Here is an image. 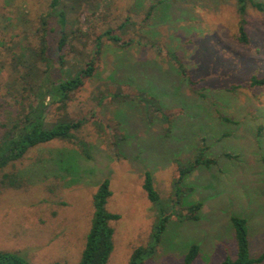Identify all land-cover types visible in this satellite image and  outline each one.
<instances>
[{
	"label": "rangeland",
	"instance_id": "rangeland-1",
	"mask_svg": "<svg viewBox=\"0 0 264 264\" xmlns=\"http://www.w3.org/2000/svg\"><path fill=\"white\" fill-rule=\"evenodd\" d=\"M61 3L64 10L72 4ZM16 4L35 19L48 0ZM151 4L157 6L142 27ZM77 5L67 12V30L76 34L67 48L69 63L88 60L94 38L107 30L139 45L121 50L102 38L97 71L68 108L70 119L82 121L76 137L89 147V157L75 139L27 154L17 165L26 188L0 194V251L17 252L30 264H76L93 195L108 180L112 194L106 208L120 216L111 224L108 264H128L135 248L152 245L157 222L142 189L144 173H151L161 200L175 199L182 166L175 161L189 162L204 138L206 155L217 158V165L198 168L182 187L192 189L184 205L202 203L199 220L174 217L145 264H183L193 244L200 247L193 264H221L236 252L231 217L247 222L250 256L264 252V88L248 84L250 77L264 76V15L248 8L249 42L242 45L236 0H79ZM58 36L57 30L50 34L48 50L56 70ZM155 49L175 54L197 85L190 87L171 58ZM5 69L0 87L11 77ZM143 93L158 102L170 126L139 98ZM220 116L234 123H223ZM226 153L232 158H221Z\"/></svg>",
	"mask_w": 264,
	"mask_h": 264
},
{
	"label": "trees",
	"instance_id": "trees-1",
	"mask_svg": "<svg viewBox=\"0 0 264 264\" xmlns=\"http://www.w3.org/2000/svg\"><path fill=\"white\" fill-rule=\"evenodd\" d=\"M16 1L4 0L3 5L0 6V74L8 67L11 75L10 79L0 87V194L3 191H20L26 188L25 180L18 172L17 165L31 150L40 145L53 141L73 142L75 139L81 154L89 157V147L76 137V133L82 127V121L69 118V104L94 77L101 59L102 38L106 37L121 50L132 44L139 45L107 30L94 38V49L88 60L82 63L76 61L69 63L66 54L70 47L67 48L76 34L67 30V12L76 10L79 0H71L72 4L68 5L66 10L61 3L62 0H48L46 11L37 14L35 19L23 6L17 5ZM155 5L151 4L146 9L142 27L149 24L153 10L157 6ZM248 8L264 15V2L236 0L237 41L242 45H247L249 42L245 30ZM55 30L59 33L56 39L57 70L48 54L49 36ZM149 47L156 48L151 42ZM155 50L158 54L171 58L172 65L190 87L197 85L175 54L160 53L159 49ZM248 84L252 88H264V76H252ZM142 95L144 96L139 95V98L152 105L157 114L163 116L170 126L171 122L163 114L162 108L157 105L158 102L153 100L154 98H145L147 96L144 93ZM117 96L118 94H114L111 97ZM103 99L104 96L101 95L98 105H101ZM219 118L223 123H234L227 117ZM207 151L208 147L203 138L189 162L185 164L179 160L175 161L182 165L178 167L177 178L174 181L175 199L161 200L154 187L151 173H144L142 189L155 209L157 222L151 236L152 245L135 248L128 259V264H145L147 259L154 256L156 246L174 217L179 221L199 220L202 203L184 205L188 194L186 191L192 189L185 190L182 187L190 174L198 168L216 167L217 158L208 157ZM221 158L231 159L232 156L226 153ZM111 194L109 181L104 180L93 195V214L76 264H108L113 251L114 230L111 224L120 219L119 215L107 211L106 206ZM163 203H168L169 206L165 208ZM230 220L234 228L236 252L233 257H226L221 264H264V252L255 257L249 254L246 220L239 217H231ZM199 252L198 245H191L183 264H193L199 257ZM0 264L30 263L17 252L0 251Z\"/></svg>",
	"mask_w": 264,
	"mask_h": 264
}]
</instances>
